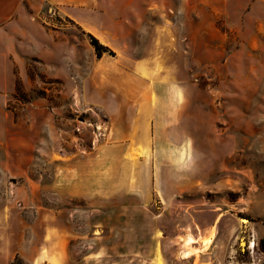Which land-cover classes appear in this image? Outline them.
Here are the masks:
<instances>
[{"label":"rangeland","instance_id":"rangeland-1","mask_svg":"<svg viewBox=\"0 0 264 264\" xmlns=\"http://www.w3.org/2000/svg\"><path fill=\"white\" fill-rule=\"evenodd\" d=\"M30 1L37 51L0 115L3 263L206 264L216 229L191 241L216 209L224 260L264 264V41L246 39L258 26L240 0H169L162 28L159 12H109L91 27L114 52L100 57L90 31ZM96 163L92 214L78 173ZM62 165L69 193L54 189Z\"/></svg>","mask_w":264,"mask_h":264},{"label":"crops","instance_id":"crops-1","mask_svg":"<svg viewBox=\"0 0 264 264\" xmlns=\"http://www.w3.org/2000/svg\"><path fill=\"white\" fill-rule=\"evenodd\" d=\"M45 3L55 11L57 10L65 18L90 31L97 39L99 37L93 33L91 27L109 12L120 13L121 10H128L129 13L132 9L140 10L141 13L142 11H148V15L144 13L141 16H137V18L146 16L148 19H151L153 14L159 12L161 18L159 26L162 28L168 26V9L173 7L172 3L169 5V0H45ZM33 7L34 4L30 0H0V115L4 117L7 116L4 109L7 98L14 91L13 69L15 64L23 63L25 53L32 55L37 51V43L34 41L33 33L30 30L34 15ZM239 9L247 10V15L254 17L257 21V30H255L253 36H248L246 39L264 41V0H240ZM260 12L261 15L259 14ZM117 17L120 18V15H117ZM122 18H124V15H122ZM7 132V124L1 121L0 191L4 185V169L8 165L7 147L3 140L6 138ZM31 164L32 166L36 165L35 161ZM66 166L62 165L60 167L63 172L61 171L58 176L56 175V182H53V184L55 190L57 186L58 188H63V192L69 193V190L72 189H69L71 182H68V179L72 178V175L69 173L70 169L65 168ZM93 170H96L97 173H94ZM101 170V167L96 163L95 167H90L89 172L83 173L80 170V173H78L80 194L85 196L90 194V197L94 194L95 205L89 209L92 214L99 210L98 199L103 195ZM6 201V194L0 193V264H6L2 261L4 246L6 247L5 244L2 245V242H7L9 227L7 223L8 206L6 203L3 204ZM215 212L216 209L212 212L214 221L211 226L207 228L196 226V237L198 236L199 238L197 237L198 239H195L196 241L193 244H200L203 236L210 234L212 230L216 229V235L212 238L208 248L209 261L206 264H229L231 261L224 260L223 255L229 245L226 238V235H229V219L225 218L224 214H216ZM95 256L100 257L101 255L97 252Z\"/></svg>","mask_w":264,"mask_h":264},{"label":"trees","instance_id":"trees-1","mask_svg":"<svg viewBox=\"0 0 264 264\" xmlns=\"http://www.w3.org/2000/svg\"><path fill=\"white\" fill-rule=\"evenodd\" d=\"M88 37L90 39L91 45L94 47V49H95V51L99 57L102 56L103 53H108L109 55L114 56V52L110 48L102 45L99 42V40L97 38H95L93 35L88 33ZM262 246H263V250H264V240L262 241Z\"/></svg>","mask_w":264,"mask_h":264},{"label":"bare ground","instance_id":"bare-ground-1","mask_svg":"<svg viewBox=\"0 0 264 264\" xmlns=\"http://www.w3.org/2000/svg\"><path fill=\"white\" fill-rule=\"evenodd\" d=\"M183 241H184V239L181 242H183ZM191 243H194V241H191ZM210 243H211V240L206 241L205 246H208ZM186 256H189V254H186Z\"/></svg>","mask_w":264,"mask_h":264},{"label":"built area","instance_id":"built-area-1","mask_svg":"<svg viewBox=\"0 0 264 264\" xmlns=\"http://www.w3.org/2000/svg\"><path fill=\"white\" fill-rule=\"evenodd\" d=\"M254 246H255V243L252 241V242L250 243V248L253 249Z\"/></svg>","mask_w":264,"mask_h":264}]
</instances>
